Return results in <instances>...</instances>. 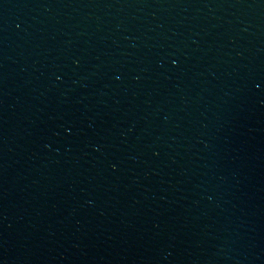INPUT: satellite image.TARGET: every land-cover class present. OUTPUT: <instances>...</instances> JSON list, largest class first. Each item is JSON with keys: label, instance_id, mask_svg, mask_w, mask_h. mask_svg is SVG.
I'll return each mask as SVG.
<instances>
[{"label": "water", "instance_id": "1", "mask_svg": "<svg viewBox=\"0 0 264 264\" xmlns=\"http://www.w3.org/2000/svg\"><path fill=\"white\" fill-rule=\"evenodd\" d=\"M0 264H264V0H0Z\"/></svg>", "mask_w": 264, "mask_h": 264}]
</instances>
